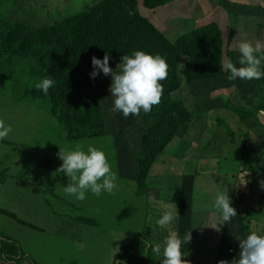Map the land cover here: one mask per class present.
Wrapping results in <instances>:
<instances>
[{
  "label": "rangeland",
  "instance_id": "1",
  "mask_svg": "<svg viewBox=\"0 0 264 264\" xmlns=\"http://www.w3.org/2000/svg\"><path fill=\"white\" fill-rule=\"evenodd\" d=\"M96 1L20 0L23 9L29 7L31 13H18L9 18L34 26L48 25L77 10L86 11ZM226 1L231 9L230 17L225 8L216 9L224 0H172L157 9H147L141 5L137 9L170 42L185 31L216 20L223 32V58L226 61L230 53L233 63L239 67V43L247 40L253 44L257 41L264 44V26L262 16H258L255 0ZM175 18H180V21L174 22ZM231 24L236 26L235 32L232 26L230 28ZM50 57L51 54L44 55L46 64L57 67L50 63ZM35 61L22 58L21 66L13 67L14 77L3 81L2 91L11 99L10 102L0 103V112L5 117H18L16 124L21 131L17 136L30 139L33 146L45 143L55 150L58 147L67 150L76 144L86 148L90 144L104 152L112 151L113 155L108 161L113 169L118 168L119 173L115 190L111 193L102 192L96 196L87 192L86 199L75 203L77 199L73 200L72 197L60 199L63 197L60 194L62 182L56 171L58 166H49V172L54 171L51 178L43 177L42 189L46 191L49 184L50 193L56 197V214H50V218L46 216L43 221L50 220L46 239L49 245H56V249L52 250L56 262L111 264L115 254L130 249L137 236L152 243L159 236L163 239L168 230L177 232L179 221L180 230H193V240L206 238V241H213H208L211 244L207 245H195L190 260L196 259L200 264H218L224 259L225 245H214L219 243L226 223L221 219L220 212L216 208L212 209L215 193L228 189L235 207L233 196L238 199L240 191H243L248 210H243V214L260 212L262 205H256V202L258 198L264 199L261 196L264 186L253 173L255 170L262 172L260 177L264 182V147H261L264 142V121H260L261 127H256L250 126L251 123H241L239 118L232 116L230 110L234 104H244L239 102V96L225 95L227 97L224 98L220 85L211 83L205 90L203 85L198 88L197 84H185L181 79L178 90L173 93V101L181 104L179 113L187 117V122L182 123L176 138L172 136L165 140L160 136L151 137L152 128L157 122L153 114L157 106H152L148 113L141 110L138 116L130 114L124 117L121 112L112 111L113 97L109 91L111 74L91 83L89 94L93 98L82 108L71 104L65 117L61 116L63 106L58 91L60 76H57L54 79L56 112L50 115L48 110L52 102L47 96L40 97L37 90L42 95L45 93L35 87L41 81L32 72ZM120 61L113 59L110 67L119 71ZM58 63L62 64V61L59 59ZM182 68L183 60H179L178 76L182 75ZM234 81L247 98L257 96L255 87L248 86L239 78ZM13 89L17 91L16 96L12 93ZM32 92L35 93V102L22 98L23 94L31 97ZM207 98L211 99L212 104L207 102ZM221 98H224L228 107L211 110V106H216ZM246 113L249 120L256 115L250 105L246 106ZM261 118L264 119V115ZM34 125H38L37 129L47 137L36 134ZM257 129L262 131L263 141L255 132ZM46 154L28 152L24 154V160L39 162ZM48 154L53 156L54 151ZM117 157L120 159L119 164H116ZM122 161L130 163L126 175L122 171ZM244 162L249 166H244ZM243 170L247 171L246 174H242ZM27 185L22 183L23 188ZM38 191L39 187L27 188V198L36 196ZM186 195L191 198L186 200ZM173 203L180 216L165 229L159 228L156 221L163 206ZM33 215L29 214L25 219L30 224L35 221ZM256 218L261 221L254 220L255 228L264 226V213H258ZM226 228V235L239 245L236 237L243 238L245 232L238 225L229 224ZM159 261L162 264L161 258Z\"/></svg>",
  "mask_w": 264,
  "mask_h": 264
},
{
  "label": "trees",
  "instance_id": "2",
  "mask_svg": "<svg viewBox=\"0 0 264 264\" xmlns=\"http://www.w3.org/2000/svg\"><path fill=\"white\" fill-rule=\"evenodd\" d=\"M171 1L98 0L86 11H76L59 23H54L51 26H34L9 18V16H16L18 13L27 15L31 13L29 7L27 10L23 9L20 0H0V103L10 102L11 99L2 91L3 81L14 77L13 67L21 66L22 58H31L36 60L32 66V72L38 80L48 76L54 80L60 76L58 91L63 106L61 116L65 117L71 104V106L82 108L89 99L93 98L89 94L91 83L107 76L101 72L95 78L90 77L89 74L93 68L91 63L93 55L102 59L107 52L110 56V65L113 59H121L124 55H131L133 50L143 49L152 54H160L168 64L167 78L161 81L163 93L160 102L153 105L157 106L153 111L157 122L152 128L150 136H160L165 140L172 136L176 138L183 124L187 122L185 121L187 117L179 113L181 104L173 101L175 98L173 93L179 87V60H183L182 70L185 84L195 83L198 88L199 85H203L206 90L211 83H216L218 80L222 83L223 32L215 20L204 24V26L185 31L172 42L167 41L147 18L139 14L137 8L141 5L147 9H157ZM218 5L220 7H216V9L225 8L230 17L231 9L227 1L224 0ZM177 21H180V18L174 19V22ZM231 26L232 31L235 32L236 26L231 24L230 28ZM48 54H51L50 63L57 67L46 64L44 55ZM59 59L62 64L58 63ZM228 59H231L230 54H228ZM12 93L14 96L17 95L15 89L12 90ZM37 94L40 97H48L52 102L48 113L55 115L56 91L54 85L49 88L47 94L42 95L38 90ZM34 96L33 92L31 97L24 95L25 99L32 102H35ZM261 108H264V95ZM33 128L36 127L33 126ZM190 130L191 128L188 131L190 132ZM34 132L42 134L44 138L47 137L39 129H34ZM59 150L60 147L55 150V155L57 161L62 163L58 156ZM105 154L108 160L113 155L112 151H106ZM119 163L120 159L117 157L116 164ZM129 165L128 162H121L125 175ZM243 165L249 166L247 162H244ZM113 171L119 178L118 168ZM246 172L243 170L242 174H246ZM261 175L260 171L255 170L253 173L256 180L259 178L258 182L263 185ZM235 185L233 189H235ZM240 192L238 199L236 196L233 197L239 209V226L247 233L255 228L254 214H243V210H247V207L244 193ZM262 197L264 196L262 195ZM214 208L213 205L212 209ZM53 213L56 214V211ZM177 233L183 236V233H180V221ZM148 234L151 237L150 232ZM158 238L150 243L149 240L143 241L140 236H137L132 247L118 254L112 264H161L159 258L162 257V250L160 254L153 251V245L162 240V237ZM210 242L206 241L207 244H211ZM0 253L4 260L10 261L19 256L20 250L15 242L0 235ZM193 264L200 263L194 259Z\"/></svg>",
  "mask_w": 264,
  "mask_h": 264
},
{
  "label": "clouds",
  "instance_id": "3",
  "mask_svg": "<svg viewBox=\"0 0 264 264\" xmlns=\"http://www.w3.org/2000/svg\"><path fill=\"white\" fill-rule=\"evenodd\" d=\"M255 2L264 6V2L259 3L258 0H255ZM69 16L71 15L59 21H53L46 26L59 23ZM239 53V67L233 63L232 58L226 59V61L223 58L222 83L218 80L216 84L221 86V93L224 98L227 97L225 95L239 96V100L240 97L241 99L247 98V95L241 93L234 80L239 78L246 82L248 86L255 87L258 91L257 96L252 99L256 102V105L252 106L256 112L253 119L255 121L264 115V108H261L264 95V44L260 41L253 44L250 41L243 40L239 43ZM109 60L110 56L107 52H105L102 59L93 55L91 58L93 68L89 75L91 78H95L101 72L104 75L111 74L109 91L113 97L112 111L121 112L124 117H128L130 114L138 116L141 110L145 113L150 112L152 106L160 102L163 93L161 81L165 80L168 75L166 59L160 54H152L143 49L133 50L131 55H124L121 58L119 71L110 67ZM226 71L228 75H226ZM181 79L183 80V73L178 76V82ZM230 80H233V82ZM53 85L54 80L51 77H45L37 82L35 87L47 94L49 88ZM22 98L25 99L24 94ZM224 98H221L220 102L213 108L211 106V110L227 108L228 105ZM207 100L208 103H211V99L207 98ZM232 110H237V107L233 106ZM244 118H249L248 113L244 114L241 120ZM11 131V125L0 118V140L6 138ZM58 156L62 160L56 170L62 182L60 189L62 197L68 194L77 200H84L87 192L99 196L102 192L111 193L115 190L117 174L113 171L105 152L101 148L90 144L85 148L82 144H76L68 150L60 148ZM52 172L50 173L51 176ZM262 186H264V182ZM40 188H42V185H40ZM180 194L182 196V191ZM262 195L264 196V192L261 193ZM190 198L189 195L185 196L186 200ZM213 205L220 212L221 219L225 222L237 215L236 209L239 213L238 206L235 204L234 207L231 203L228 189L218 190L215 193ZM179 216L175 203L164 205L156 224L159 228L165 229ZM236 238L239 241L240 248L238 258L231 261L222 259L218 261V264H264V226L254 228L244 238ZM190 239L191 230L187 231L183 237L176 231L168 230L167 235L153 245V251L160 254L162 250V264H193L194 260H190L192 254L182 252V245L187 244ZM15 243L18 245L17 242ZM203 245H207L206 241ZM0 257L3 261H7L1 256V253Z\"/></svg>",
  "mask_w": 264,
  "mask_h": 264
},
{
  "label": "crops",
  "instance_id": "4",
  "mask_svg": "<svg viewBox=\"0 0 264 264\" xmlns=\"http://www.w3.org/2000/svg\"><path fill=\"white\" fill-rule=\"evenodd\" d=\"M257 8L259 10L258 16H262L263 26L264 6L257 3ZM239 102L244 105L237 106L234 104L237 110H230V112L232 116L239 118L241 121L242 116L246 114V106H255L256 102H254L252 98H242ZM0 118H3L6 123L10 124L12 127L10 134L6 138L0 140V235L17 242V246L21 251L16 259H12L8 262L3 261L2 257H0V264H58L52 253V250L56 249V245H49L46 239L47 234H49L50 220L43 221V218L46 216L50 218V214H52V216L55 215L52 211L55 210L54 202L56 197L53 193H50L51 188L49 184L46 191L40 188V185L43 186V177H52L50 175L51 172H49V166H60V162L57 161L55 156V148L49 147V145L45 143H42L40 146H33L30 139H23L21 136L18 137L17 134L21 131L20 127L16 124L18 122V117L9 118L0 113ZM262 120L264 121L261 117L255 121L246 118L241 121V123H251L250 126L261 127L262 123L260 121ZM34 126L37 129L38 125ZM255 132H257L261 141H263L260 134L262 131L257 129ZM261 147H264V142L261 144ZM49 151H54V155H49ZM28 152H43L47 154L41 161L32 162L24 160V154ZM22 183H28L27 187L23 188ZM32 187H39V191L36 196L27 198L26 190ZM70 197L69 195L59 198L68 200ZM72 199L76 200L74 197H72ZM78 201L80 200H77L75 203ZM257 204L262 205L260 212H257V214L264 213V199L258 198L256 205ZM236 211L237 215L225 223L221 238L219 237L220 242L214 244L225 245L224 259L229 261L238 258L240 251L239 245L226 235V227L229 224L239 226L238 210L236 209ZM33 213L34 217L32 218H34L35 221L33 224H30L25 219L29 214L31 215ZM252 213L254 214V220L261 221L256 218V212L252 211ZM187 231L190 230H180V233L184 235ZM248 233L249 231L247 233L245 232L244 237ZM180 236L183 237L182 235ZM205 239H201V241L199 239L193 240V236L191 235L190 241L182 245V252H189V255H191L193 253L192 251H194V246L199 244L203 245ZM208 241L213 242L212 240ZM76 246L81 247L82 245ZM117 255L118 253L115 254L113 261Z\"/></svg>",
  "mask_w": 264,
  "mask_h": 264
}]
</instances>
